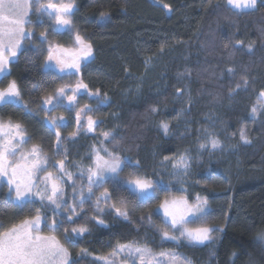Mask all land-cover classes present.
Wrapping results in <instances>:
<instances>
[{
  "label": "snow or ice",
  "instance_id": "6c2138e0",
  "mask_svg": "<svg viewBox=\"0 0 264 264\" xmlns=\"http://www.w3.org/2000/svg\"><path fill=\"white\" fill-rule=\"evenodd\" d=\"M80 8L79 0H0V264H197L183 247L207 248L210 264L227 224L216 222L209 198L193 191L191 177L193 161L223 149L215 121L208 117L209 127L197 130L195 155L192 146L162 157L153 150L151 162L139 155V137L126 140L119 124L102 128L108 117H119L98 114L110 104L109 94L85 78L96 48L77 23ZM223 8L239 17L264 9V0H224ZM111 19L100 11L97 24L102 29ZM65 35L70 46L59 39ZM226 39L233 50L255 53L241 40L232 43L234 34ZM22 60L29 87L14 75ZM225 75L238 73L228 67L221 70ZM239 75L228 99L254 95L247 118L264 126V83L256 89L257 78L246 68ZM185 94L177 88V100ZM187 97L189 107L177 119L191 111L190 91ZM148 111L158 114L160 108ZM33 115L40 117V129L29 123ZM156 130L164 138L173 134L166 120ZM239 137L243 145L252 144L246 125ZM81 139L93 141L83 152ZM100 231L111 238L106 250L93 251L88 245ZM256 240L264 252V230ZM238 258L232 252L229 264Z\"/></svg>",
  "mask_w": 264,
  "mask_h": 264
},
{
  "label": "trees",
  "instance_id": "16d2710c",
  "mask_svg": "<svg viewBox=\"0 0 264 264\" xmlns=\"http://www.w3.org/2000/svg\"><path fill=\"white\" fill-rule=\"evenodd\" d=\"M79 2L77 23L85 35L91 36L96 48L95 59L85 75L93 87H102L109 94L110 104L104 107L103 115L116 112L119 117H108L102 128L119 124V132L126 140L139 137V155L151 162L153 150L160 151L162 157L177 147L192 146L195 155L197 130L209 127L206 118L214 120L223 149L211 157L204 153L199 164L193 161L191 177L193 191L209 198L216 222L227 224L218 256L210 264H229L234 251L239 254L235 264H264L262 245L256 240L257 233L264 230V126L247 118L255 103L254 95L241 92L231 100L227 96L229 87H235L245 68L257 78L256 89L264 83L260 79L264 77V36L260 31L264 29V9L235 17L224 10V0ZM164 4L172 10L165 9ZM216 4L221 8H214ZM100 11L112 17L102 29L97 24ZM233 34L232 43L241 40L245 49L252 45L255 53L248 55L227 47L226 37ZM228 67L236 68L235 78L221 77V70ZM15 72L29 87L26 82L30 77L24 65ZM177 88L186 91L179 100ZM188 91L194 101L191 111L177 119V112L189 107ZM153 105L160 108L158 114L148 111ZM160 120L170 122V137L157 132ZM242 125L249 129L250 145L240 141ZM186 127L191 128L190 135L185 133ZM182 134L187 138L179 139ZM91 143L90 139H81L80 151ZM127 146L126 143L124 147ZM114 229L116 233L121 231L119 226ZM144 231L141 228L140 234ZM109 238L107 231L97 232L88 246L93 251H104ZM181 251L194 257L197 264H209L207 248L183 247Z\"/></svg>",
  "mask_w": 264,
  "mask_h": 264
},
{
  "label": "flooded vegetation",
  "instance_id": "af4514ba",
  "mask_svg": "<svg viewBox=\"0 0 264 264\" xmlns=\"http://www.w3.org/2000/svg\"><path fill=\"white\" fill-rule=\"evenodd\" d=\"M59 39L61 40V42H63L66 45L70 46L71 41L68 39V37L66 35L62 36V37H59ZM23 65H24V63H23V60H22L21 63H20V68H22ZM15 71H16V69L14 70V75L18 76L17 72H15ZM85 78H86V80L89 81V76L88 75H85ZM22 86H24V85L22 84ZM93 88H95V87H93ZM25 98L27 99V96ZM83 102H90V101H82V103ZM104 107L105 106H101L100 112L98 113L99 115H103L104 114ZM5 111H13V110L12 109H6ZM13 114L14 115H19V113H16V112H13ZM29 123L36 129H40L41 126H42V122H41L40 117L39 116H35V115L31 116Z\"/></svg>",
  "mask_w": 264,
  "mask_h": 264
}]
</instances>
